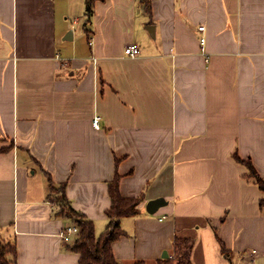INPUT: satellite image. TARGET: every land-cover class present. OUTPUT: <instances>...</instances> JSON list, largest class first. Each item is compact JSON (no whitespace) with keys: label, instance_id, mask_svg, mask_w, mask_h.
<instances>
[{"label":"crops","instance_id":"1","mask_svg":"<svg viewBox=\"0 0 264 264\" xmlns=\"http://www.w3.org/2000/svg\"><path fill=\"white\" fill-rule=\"evenodd\" d=\"M151 2L97 0L90 19L86 0H0V236L17 264H80L63 196L102 233L117 172L143 196L121 264H159L177 237L193 264H264V192L236 157L264 178V0Z\"/></svg>","mask_w":264,"mask_h":264},{"label":"trees","instance_id":"2","mask_svg":"<svg viewBox=\"0 0 264 264\" xmlns=\"http://www.w3.org/2000/svg\"><path fill=\"white\" fill-rule=\"evenodd\" d=\"M96 1L86 0V13L90 19L94 15ZM140 2L147 12H151V0H140ZM236 157L239 161L246 164L249 169V175L255 177L256 182L264 192V178L258 173L253 162L250 159H243L238 155ZM120 179L121 174L117 172L109 183V194L112 205L105 211L109 218V223L100 235L96 233L94 220L86 216L83 212L74 209L66 197L63 196L60 212L72 218L73 222L81 230L70 247L80 255V264H121L114 252V242L126 234V231L122 228L121 219L139 213L143 196H124L120 188ZM261 205H264V197L261 200ZM194 243L195 240L191 237H177L174 242V256L160 258L158 263L193 264L191 253ZM223 252L227 256L230 254L225 246L223 247ZM0 264H17L16 243L2 236H0ZM134 264L147 263L145 260H137Z\"/></svg>","mask_w":264,"mask_h":264},{"label":"built area","instance_id":"3","mask_svg":"<svg viewBox=\"0 0 264 264\" xmlns=\"http://www.w3.org/2000/svg\"><path fill=\"white\" fill-rule=\"evenodd\" d=\"M205 28H206L205 25L199 26L200 31L205 30ZM200 40L202 44H204L206 41V37L201 36ZM125 53L129 56H136L137 54L140 53V47L137 43H129L125 47ZM100 122H101V115L96 114L93 118V125L97 128H100ZM164 217H162L161 219H163ZM80 231H81L80 227L76 223H69L61 230L60 235L62 236L63 239L74 242L76 239L75 236L77 237L80 234Z\"/></svg>","mask_w":264,"mask_h":264},{"label":"water","instance_id":"4","mask_svg":"<svg viewBox=\"0 0 264 264\" xmlns=\"http://www.w3.org/2000/svg\"><path fill=\"white\" fill-rule=\"evenodd\" d=\"M73 35V30L70 29L67 33V35L65 36V39H72ZM167 204V200L164 197H158V198H154L148 201L147 203V210L150 213H156L158 211V209ZM170 255L167 251L164 252L163 257L164 258H168Z\"/></svg>","mask_w":264,"mask_h":264},{"label":"rangeland","instance_id":"5","mask_svg":"<svg viewBox=\"0 0 264 264\" xmlns=\"http://www.w3.org/2000/svg\"><path fill=\"white\" fill-rule=\"evenodd\" d=\"M156 214V213H155ZM98 233V235H100L101 234V232H97ZM170 257V256H169Z\"/></svg>","mask_w":264,"mask_h":264}]
</instances>
